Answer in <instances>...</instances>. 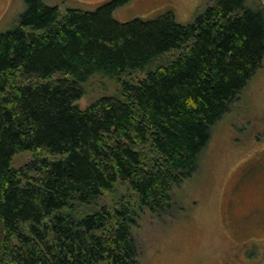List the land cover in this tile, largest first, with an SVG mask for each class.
Wrapping results in <instances>:
<instances>
[{
  "label": "trees",
  "instance_id": "trees-1",
  "mask_svg": "<svg viewBox=\"0 0 264 264\" xmlns=\"http://www.w3.org/2000/svg\"><path fill=\"white\" fill-rule=\"evenodd\" d=\"M24 1L0 33V264H141L133 228L170 212L198 173L261 67L264 10L213 0L191 23L123 22L114 12L130 0L64 13ZM135 70L146 76L78 104L93 74Z\"/></svg>",
  "mask_w": 264,
  "mask_h": 264
},
{
  "label": "rangeland",
  "instance_id": "rangeland-1",
  "mask_svg": "<svg viewBox=\"0 0 264 264\" xmlns=\"http://www.w3.org/2000/svg\"><path fill=\"white\" fill-rule=\"evenodd\" d=\"M104 1L45 0L62 13L71 7L94 10ZM213 3L130 0L114 16L125 22L173 12L186 24ZM245 3L264 10V0ZM25 9L24 0H0V33L17 26ZM144 76L146 71L138 70L120 80L93 74L84 83L85 95L78 104L84 108L101 97L114 96L122 80L136 82ZM29 156L27 152L16 156L14 164L22 165ZM198 169L192 179L173 190L175 206L170 212L146 213L133 228L140 263L264 264V59L239 100L214 126Z\"/></svg>",
  "mask_w": 264,
  "mask_h": 264
}]
</instances>
